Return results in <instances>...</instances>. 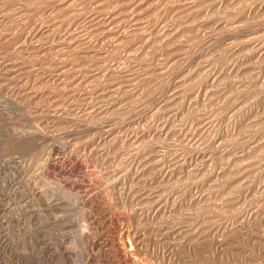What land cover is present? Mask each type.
Wrapping results in <instances>:
<instances>
[{"label":"rangeland","instance_id":"obj_1","mask_svg":"<svg viewBox=\"0 0 264 264\" xmlns=\"http://www.w3.org/2000/svg\"><path fill=\"white\" fill-rule=\"evenodd\" d=\"M0 21V57L12 52L13 69L23 66L14 82L8 61L0 67V207L11 196L26 221L25 199L2 191V173L17 171L26 190L46 192L41 224L54 243L81 249L80 234L139 229L157 263L185 264L184 254L194 264H264V40L249 42L264 34V0H0ZM107 121L118 128L111 136ZM175 243L184 245L173 255Z\"/></svg>","mask_w":264,"mask_h":264},{"label":"bare ground","instance_id":"obj_2","mask_svg":"<svg viewBox=\"0 0 264 264\" xmlns=\"http://www.w3.org/2000/svg\"><path fill=\"white\" fill-rule=\"evenodd\" d=\"M135 2V1H134ZM72 5V4H71ZM39 6V5H38ZM37 6V7H38ZM131 6V5H130ZM100 7V6H99ZM9 10V9H8ZM3 11V10H2ZM25 11V10H24ZM133 11V10H132ZM85 14V13H84ZM127 14H128V12H127ZM132 14H133V12H132ZM70 17V16H69ZM2 18V17H1ZM128 18H129V16H128ZM130 18H132V17H130ZM7 19V18H6ZM93 19H94V17H93ZM97 19V18H96ZM36 20V19H35ZM72 20V19H71ZM101 20V19H100ZM103 20V19H102ZM24 21V20H23ZM92 21V20H91ZM130 21H131V19H130ZM132 21H133V19H132ZM136 21V20H135ZM1 22V21H0ZM98 22V21H97ZM100 22V21H99ZM121 22H123V21H121ZM128 22H129V20H128ZM134 22V21H133ZM157 22V21H156ZM28 23V22H27ZM96 23V22H95ZM101 23V22H100ZM1 24V23H0ZM38 24V23H37ZM76 24V23H75ZM108 24V23H107ZM107 24H106V26H107ZM133 24V23H132ZM136 24V23H135ZM135 24L134 25H132V26H135ZM156 24V23H155ZM160 24V23H159ZM23 25V24H22ZM26 25V24H25ZM84 25V24H83ZM95 25V24H94ZM99 26H100V24H98ZM98 25H95V26H98ZM109 25V24H108ZM129 25H130V23H129ZM149 25V24H148ZM152 25V24H151ZM26 26H28V24L26 25ZM25 26V28H27ZM104 26V23L103 24H101V26L100 27H103ZM244 26V25H243ZM92 27H93V24H92ZM100 27H99V29H100ZM114 27H115V25H114ZM127 28V27H126ZM18 29H20V28H18ZM94 29V28H93ZM96 29V28H95ZM109 29H111V28H109ZM161 29V28H160ZM24 30V29H23ZM40 30V29H39ZM76 30V29H75ZM79 30V29H78ZM97 30V29H96ZM139 30V29H138ZM140 30H142V32L141 33H139V31ZM139 31H138V35H140V37L143 35V34H145L146 32H147V30H149V27H146L145 26V28H141ZM95 31V30H94ZM112 31V30H111ZM111 31H109V32H111ZM38 32V31H37ZM46 32V31H45ZM44 32V33H45ZM57 32H58V30H57ZM83 32L84 31H82V32H80V33H82L83 34ZM21 33V32H20ZM35 33V32H34ZM47 33V32H46ZM74 33V32H73ZM89 33H90V31H89ZM88 33V34H89ZM96 33V32H95ZM104 33V32H103ZM103 33H101V31H100V34H103ZM106 33V32H105ZM104 33V34H105ZM108 33V32H107ZM115 33V32H114ZM133 33V32H132ZM137 33V32H136ZM136 33H134V35L136 34ZM37 34H39V33H37ZM36 34V35H37ZM41 34V33H40ZM39 34V35H40ZM87 34V35H88ZM94 34V33H93ZM98 35V36H101V35ZM103 34V35H104ZM250 34V33H249ZM34 35V34H33ZM70 35V34H69ZM84 35H86V34H84ZM7 37H8V35H6ZM11 36V35H10ZM38 36V35H37ZM41 36V38L43 37V34L42 35H40ZM47 37H48V39L50 38L48 35H46ZM45 36V37H46ZM56 36V35H55ZM81 36V35H80ZM93 36V35H92ZM112 36V35H111ZM146 36V35H145ZM2 34H1V36H0V50L1 49H3L2 47L4 46H2V43H4V42H2ZM86 37V36H85ZM88 37V36H87ZM86 37V38H87ZM90 37V36H89ZM103 37V36H102ZM123 37V36H122ZM134 37V36H133ZM249 37V36H248ZM9 38V37H8ZM14 36L11 38H9V39H5V46H8L7 48L9 49V47L10 46H12L13 44H12V42H13V40H14ZM20 38V37H19ZM19 38L17 39V36H16V39L17 40H19ZM27 38V37H26ZM26 38H25V41H26ZM39 38V37H38ZM40 38V39H41ZM74 38V37H73ZM137 38V37H136ZM142 38V37H141ZM4 39V38H3ZM91 39V38H90ZM102 39V38H101ZM144 39H146V38H144ZM16 40V41H17ZM65 40V39H64ZM80 40V39H79ZM92 40V39H91ZM138 40V39H137ZM261 40H264V34H262V35H256V36H254V37H252L250 40H249V42L251 43V42H257V41H261ZM22 41V40H21ZM30 41V40H29ZM39 41V39L37 40V42ZM46 41H47V39H46ZM54 41V40H53ZM66 41H67V39H66ZM66 41H64V42H66ZM81 41H83L82 39H81ZM96 41V40H95ZM147 41H148V39H147ZM146 41V42H147ZM24 42V41H23ZM35 42V41H34ZM44 42V41H43ZM124 42V41H123ZM235 42V41H234ZM248 42V41H247ZM264 42V41H263ZM14 43H17V42H15L14 41ZM22 43V42H21ZM54 43V42H53ZM59 43V42H58ZM63 43V42H62ZM71 43V42H70ZM88 43V42H87ZM150 43V42H149ZM233 43V42H232ZM261 43V42H260ZM24 45L26 44V42H24L23 43ZM41 44V43H40ZM51 44V43H50ZM69 44V43H68ZM84 44V43H83ZM95 44H97V43H95ZM129 44H130V42H129ZM20 45H22V44H20ZM24 45H22V46H24ZM38 45V44H37ZM45 45V44H44ZM52 45V44H51ZM65 45H66V43H65ZM70 45V44H69ZM72 45V44H71ZM88 45V44H87ZM118 45V47H127V46H125L124 45V43H119V44H117ZM229 45V44H228ZM260 45V44H259ZM54 46V45H53ZM102 46V45H101ZM132 46V45H131ZM157 46V45H156ZM51 47V46H50ZM75 47V46H74ZM73 47V48H74ZM96 47V46H95ZM23 48V47H22ZM49 48V47H48ZM77 48V47H76ZM134 48V47H133ZM255 48V47H254ZM16 49V48H15ZM64 49V48H63ZM62 49V50H63ZM88 49V48H87ZM115 49H117V48H115ZM264 50V45L263 44H261V47H260V50ZM61 50V49H60ZM70 50V49H69ZM102 50V49H101ZM257 50V49H256ZM8 51V50H7ZM40 51V50H39ZM56 51V50H55ZM72 51V50H71ZM86 51V50H85ZM8 52H10V50L8 51ZM7 52V53H8ZM18 52V51H17ZM49 52V51H48ZM83 52H84V50H83ZM118 52V51H117ZM1 53V52H0ZM7 53H5V54H7ZM13 53H15V52H13ZM43 53V52H42ZM56 53V52H55ZM58 53V52H57ZM86 53V52H85ZM97 53V52H96ZM4 54V53H3ZM28 54V53H27ZM58 54H60V52L58 53ZM63 54V53H62ZM69 54V53H68ZM74 54V53H73ZM104 54V53H103ZM13 55L14 54H12V52H10L8 55H5V56H3L4 58L3 59H7V60H5V62H4V60H2V55H1V57H0V67H2V61H3V63H6L7 61H8V64H5V72L6 73H4V71H2L4 74H6L9 78H6V79H8V80H10L11 82H14L15 81V77H13L12 78V76L15 74V73H17V72H19L18 71V69L21 67H23V66H21V64L19 65V66H17V67H19V68H16L17 70H15V69H13V67L11 66V65H13V64H10L9 62H10V60L11 59H13L14 57H13ZM56 55V54H55ZM54 55V56H55ZM134 55V54H133ZM22 56V55H21ZM42 56H43V54H42ZM62 56V55H61ZM65 56V55H64ZM81 56V55H80ZM85 56V55H84ZM88 56V55H87ZM98 56V55H97ZM101 55H99V57H100ZM13 57V58H12ZM17 57L18 56H16L15 58H16V60H17ZM45 56H43L42 58H44ZM48 57V56H47ZM46 57V59H49V58H47ZM102 57V56H101ZM10 60H9V59ZM41 58V56L39 57V59ZM89 58H91V56L89 57ZM93 58H95V57H92V59ZM81 59V58H80ZM84 59V58H83ZM86 59V58H85ZM103 60L102 61H105L106 60V57H105V60H104V58H102ZM28 60V59H27ZM44 60V59H43ZM42 60V61H43ZM79 60V59H78ZM77 60V61H78ZM88 61H89V59H87ZM100 60V59H99ZM45 61V60H44ZM48 61H50V60H48ZM63 61H64V59H63ZM65 61H67V60H65ZM14 62H15V60H14ZM39 62H41L40 60L39 61H37V63H38V65H39ZM60 62V61H59ZM61 62H62V60H61ZM61 62H60V64H61ZM69 62V61H68ZM93 62H94V60H93ZM13 63V62H12ZM64 64L66 63V62H63ZM71 63V62H70ZM10 64V66H8ZM31 64V63H30ZM41 64V63H40ZM47 64H48V62H47ZM59 64V63H58ZM59 64V65H60ZM85 64V63H84ZM98 64V63H97ZM15 65V64H14ZM17 65V64H16ZM27 65V64H26ZM33 66H34V64H32ZM53 65V64H52ZM56 65V64H55ZM54 65V66H55ZM63 65V64H62ZM122 65V64H121ZM24 66H25V64H24ZM35 66H36V64H35ZM47 66V65H46ZM69 66V65H68ZM140 66V65H139ZM3 67H4V65H3ZM26 67V66H25ZM28 67H29V65H28ZM40 67H41V65H40ZM56 67H57V65H56ZM62 67H64V66H62ZM61 67V68H62ZM15 68V67H14ZM27 68V67H26ZM52 68V67H51ZM50 68V63H49V69H51ZM58 68V67H57ZM57 68H55V69H57ZM100 68V67H99ZM23 69V68H22ZM36 69V68H35ZM59 69V68H58ZM64 69V68H63ZM63 69H59V74H57L59 77L61 76V78L62 79H64L65 77H63L62 76V74L64 73H66V70L68 71V69H66L65 71H63ZM29 70H31L30 69V67H29ZM29 70H28V72H29ZM41 70V69H40ZM44 69H42V71H43ZM54 70V69H53ZM122 70V69H121ZM125 70V69H124ZM34 71V70H33ZM35 71H37V70H35ZM46 71V70H45ZM51 71V70H50ZM119 71V70H118ZM41 72V71H40ZM44 72V71H43ZM53 72H55V71H53ZM70 72V71H69ZM69 72L67 73V74H69ZM114 72V71H113ZM23 74H26L24 71L22 72ZM32 73V70L30 71V74ZM38 73H39V71H38ZM42 73V72H41ZM19 74V73H18ZM21 74V73H20ZM43 74V73H42ZM63 74V75H64ZM66 74V75H67ZM71 74V73H70ZM22 75V74H21ZM53 74H50V76H52ZM1 76V75H0ZM30 75H28V77H29ZM32 76V75H31ZM40 77H41V75H39ZM38 76V77H39ZM42 76H44V75H42ZM45 76H46V74H45ZM127 76V75H126ZM1 77H3V76H1ZM16 77H18V76H16ZM27 77V76H26ZM55 79H56V76H55V74H54V76H53ZM59 77H58V79H59ZM68 77V76H67ZM18 78H20V76L18 77ZM22 78H24L23 77V75H22ZM30 78V77H29ZM59 79V80H62V79ZM78 78V77H77ZM153 78V77H152ZM2 79V78H1ZM20 80V79H19ZM66 80V79H65ZM22 81V80H21ZM20 81V82H21ZM64 81V80H63ZM62 81V82H63ZM67 81H68V79H67ZM67 81H65L66 83L64 84V85H66L67 84ZM69 82V81H68ZM71 82V81H70ZM133 82V81H132ZM72 83V82H71ZM12 84V83H11ZM14 84H16V83H14ZM27 84V83H26ZM60 84V83H59ZM1 85H3V84H1ZM5 85V84H4ZM10 85V84H9ZM20 85V84H19ZM34 85V84H33ZM17 86V85H16ZM27 86V85H26ZM77 86V85H76ZM75 86V87H76ZM79 86V85H78ZM22 87V86H21ZM23 87H24V85H23ZM28 87V86H27ZM2 88V87H1ZM5 88V87H4ZM26 88V87H25ZM32 88V87H31ZM110 88V87H109ZM72 89V88H71ZM117 90L118 89H120V87H117L116 88ZM115 89V90H116ZM27 90H29V88H27ZM34 90V89H33ZM117 90H116V93H118L117 92ZM126 90V89H125ZM0 91H1V89H0ZM22 91H23V89H22ZM73 91V90H72ZM120 91V90H119ZM127 91V90H126ZM125 91V92H126ZM20 92V91H19ZM41 92V91H40ZM75 92V91H74ZM111 92H112V90H111ZM21 93V92H20ZM19 93V94H20ZM24 93V92H23ZM23 93L22 94H20L21 96H23ZM39 92H29V94L31 95V94H35V96L38 94ZM42 93V92H41ZM72 93V92H71ZM256 93V92H255ZM27 94V93H26ZM25 93H24V95H26ZM32 95V96H33ZM31 96V97H32ZM37 96H39V94L37 95ZM27 97V96H26ZM30 97V96H29ZM31 99V98H30ZM86 100V99H85ZM114 100V99H113ZM11 102V101H10ZM38 102V101H37ZM64 102V101H63ZM53 103V102H52ZM23 106V105H22ZM156 113V112H155ZM122 114V113H121ZM39 115V114H38ZM42 118V117H41ZM41 118H39V119H41ZM71 118V117H70ZM62 119H63V117H62ZM65 120H66V118H64ZM68 120H69V118H68ZM74 120H76V118L74 119V117H73V121H71V119H70V121L71 122H80V123H83V120H81V121H79V119H78V121L76 120V121H74ZM84 120H86V119H84ZM42 122V121H41ZM65 122V121H64ZM70 122V123H71ZM127 122V121H126ZM131 122V121H130ZM85 123V122H84ZM113 122H106V125H105V127L104 128H107L106 129V132L105 133H107L109 136H111V135H113L114 133H115V131H116V129H118V128H116L115 127V124H112ZM69 124V123H68ZM90 124V123H89ZM117 124V123H116ZM128 124V123H127ZM77 125H79V127H80V124H77ZM132 125V124H131ZM87 126V125H86ZM78 127V126H77ZM122 127V126H121ZM37 128H40V127H38L37 126ZM76 128V127H75ZM91 129V128H90ZM103 129V128H102ZM36 130H38V129H36ZM126 130V129H125ZM76 131V130H75ZM132 131V130H131ZM42 131H36L34 134H36L37 136H39V134L41 133ZM71 132V131H70ZM74 131L72 130V133H73ZM77 133H78V131H76ZM45 133V132H44ZM71 133V134H72ZM80 133V132H79ZM78 133V134H79ZM104 133V134H105ZM119 133V132H118ZM14 134V133H13ZM75 134V133H74ZM81 134V136H82V132L80 133ZM42 135V134H41ZM84 135V134H83ZM86 135V134H85ZM56 136V135H55ZM49 137V136H48ZM70 137H71V135H70ZM72 138V137H71ZM114 138V137H113ZM93 139V138H92ZM90 141H92V140H90ZM11 142V141H10ZM29 143L28 144H30V141H28ZM33 142V141H32ZM87 142H89V140L88 141H86L85 143H84V145L87 143ZM21 143V142H20ZM37 143V142H36ZM63 143V142H62ZM66 143V142H65ZM143 143V142H142ZM67 144V143H66ZM78 144H80V143H78ZM94 144V143H93ZM114 144V143H113ZM31 145V144H30ZM34 145V144H33ZM32 145V146H33ZM75 145V144H74ZM83 145V144H82ZM82 145L80 146V147H82ZM142 145V144H141ZM36 146V145H35ZM62 147H64L63 145H61ZM73 146V145H72ZM79 146V145H78ZM91 146V145H90ZM65 147H66V145H65ZM65 147H64V149H65ZM75 147H77V146H75ZM2 148V143H0V149ZM72 148V147H71ZM88 149V148H87ZM92 149V148H91ZM155 149V148H154ZM207 149V148H206ZM60 150H61V147L60 146H56L54 149H53V153H58L59 154V152H60ZM86 150V149H85ZM92 151V150H91ZM100 151V150H99ZM92 153V152H91ZM135 154V153H134ZM161 155V154H160ZM11 160V159H10ZM13 161H14V163H16L15 162V160L13 159ZM2 171L4 170H9V169H11L10 167V161H9V159L7 160V161H2ZM16 165V164H15ZM54 165V164H53ZM53 165H49L50 167H52V168H54V171H55V169H56V166H53ZM80 165V164H79ZM81 166V165H80ZM87 167V166H86ZM13 169H14V167H12ZM50 170V169H49ZM61 171H63V170H61ZM65 171V170H64ZM17 172V171H16ZM11 172L10 174H8V173H2V191L5 193V192H7L8 190H10L11 191V193L13 194L12 196H14V199L15 200H17V199H19V198H23V199H25L24 201H25V206H24V216L26 217L24 220H26V221H22V218H17L14 214H13V212H14V210L16 209L15 207H13V206H15V204H17L14 200H12V197L10 196V197H8V196H6V197H4L5 199H2V207H0V264H161V263H159V261H158V263H157V260H155V258H154V254H152L153 252H151L150 250H149V246H150V242H152L150 239H149V235L147 236L145 233H142L141 231L142 230H126V231H123L120 235H118L117 234V227L115 228L114 227V229H116L115 231H114V235H113V238L111 239V240H108V239H106L105 238V236L101 233V234H98L97 236H95L94 238H91V237H89V236H87V235H85V236H83L82 234H80V237H79V239H80V241H79V243L80 242H83L84 241V245H83V248H81V249H79V248H77V245H78V243H76V241H74V240H70V238L69 239H65V240H61V241H59V242H55L54 243V241H53V239H49V236H48V238H47V236H46V231L44 230V228H43V226H42V224H41V222H42V216L44 217V216H46L47 218H48V215L50 214V212H51V205H50V202H46V201H44V200H46V195H45V191L44 190H40V191H35L34 189H30L31 191H29V190H26V189H28L27 187L25 188L23 185H21V180H23V178H22V174H19L20 172ZM50 173V172H49ZM67 173V172H66ZM43 176L44 175H46V176H48V172H47V170L46 171H43ZM50 175V174H49ZM44 178V177H43ZM68 179V178H67ZM83 179V178H82ZM1 180V179H0ZM67 181V180H66ZM88 181V180H87ZM32 182V181H31ZM70 182V181H69ZM68 182V183H69ZM68 183H66V185L68 186V188H69V190H71V191H79V189L81 188V184L80 185H75V184H68ZM117 183V182H116ZM22 184H23V182H22ZM62 185V184H61ZM83 185V184H82ZM39 188V187H38ZM85 188V187H84ZM65 189H67V188H65ZM37 190V189H36ZM204 191V190H203ZM70 193V192H69ZM80 193V192H79ZM24 194V195H23ZM74 195V194H73ZM78 195V194H77ZM16 196V197H15ZM25 197V198H24ZM21 200V199H20ZM20 200H18V201H20ZM37 200H39V201H44L43 202V204L41 205V206H39V207H41V209L40 210H37L38 208H37V205L35 206V204H36V201ZM5 202V203H4ZM8 202V203H7ZM84 202V201H83ZM23 203V202H22ZM90 202H86V204H89ZM18 206V205H17ZM20 206V205H19ZM54 206V205H53ZM58 206V205H57ZM56 206V207H57ZM21 210H22V208H21ZM23 211V210H22ZM53 211V210H52ZM132 211V210H131ZM40 212H42V213H40ZM14 215V216H13ZM51 215V214H50ZM166 217V216H165ZM55 218V217H54ZM49 219H51V218H49ZM49 219H46V220H48V221H46V224H49ZM56 219V218H55ZM55 219H53L54 221H55ZM109 221L108 222H112L113 220H110V219H108ZM122 221V222H125V220L123 219V218H121V217H118V221ZM116 221V220H115ZM120 221V222H121ZM59 222V221H58ZM90 224V223H89ZM104 224V223H103ZM109 224V223H108ZM25 226V227H23V228H21V226ZM31 225L32 226H37L34 230H35V233H33V229H31L32 227H31ZM121 225H124L123 223H121ZM89 226V225H88ZM91 226L93 227V228H95V229H97L96 231H98L99 229H101L102 228V224L101 223H99L98 221H93V222H91ZM104 226V225H103ZM114 226V225H113ZM106 227V226H105ZM111 227V226H110ZM109 227V228H110ZM152 227V226H151ZM150 227V228H151ZM228 227V226H227ZM14 228H16L17 229V233L18 234H21V233H23V232H25V236L23 237V238H20V239H13V237L12 236H15V235H11V230H13ZM85 228V227H84ZM89 228H91V227H89ZM108 228V229H109ZM122 228H123V226H122ZM147 228V227H146ZM27 229V230H26ZM110 229H112V228H110ZM68 230V229H67ZM85 230V229H84ZM83 230V231H84ZM121 230V229H120ZM119 230V231H120ZM15 231V230H14ZM83 231L81 232V230H80V232L81 233H83ZM88 231H89V229H88ZM93 231V230H92ZM160 231H161V241H163L164 240V228L163 227H160ZM84 232H86V231H84ZM167 232V231H166ZM199 232V231H198ZM14 233H16V232H14ZM16 233V234H17ZM94 233V232H93ZM98 233V232H97ZM96 233V234H97ZM112 233V232H111ZM157 233H158V230H157ZM18 234L15 236V237H18ZM95 234V233H94ZM93 234V235H94ZM159 234V233H158ZM36 235H38L37 236V239H36ZM51 235V234H50ZM82 235V236H81ZM193 236V234H189L188 236H186V238H187V240H189L190 239V237H192ZM233 236V235H232ZM155 237V236H154ZM159 237V236H158ZM64 238V237H63ZM75 238V237H74ZM33 239H35L34 241V244H32V243H30V241L31 240H33ZM28 240H30V241H28ZM186 240V239H185ZM156 242V241H155ZM185 242V241H184ZM220 242V241H219ZM218 242V243H219ZM230 242V241H229ZM153 243V242H152ZM181 243V242H180ZM200 243V242H199ZM80 244H82V243H80ZM183 244V243H182ZM201 244V243H200ZM174 245V244H173ZM173 245H170L169 247H170V251L172 252L171 254H176V252L178 251H180L182 248V246L184 245H182L181 246V244L179 245L178 243L176 244L175 243V245L173 246ZM220 245H223V243H220ZM171 246H173V247H171ZM154 247H156V246H154ZM181 248V249H180ZM199 249H200V246H199ZM164 250V249H163ZM185 250V249H184ZM201 251H199L198 252V254H202V249H200ZM159 251V250H158ZM165 251V250H164ZM157 253V252H156ZM164 253V252H163ZM83 254H85V255H83ZM173 254V255H174ZM183 254V253H182ZM82 255L83 256H85L82 260H80L81 262H79L78 263V261H77V257H82ZM156 255V254H155ZM169 255H170V253H169ZM172 255V256H173ZM162 256V255H161ZM177 256V255H176ZM167 257V256H166ZM171 257V256H170ZM181 257V256H180ZM183 258V261L185 262V264H194V262L192 261V260H190L188 257H185L184 256V254H183V256H182ZM158 258V257H157ZM163 258H165V257H163ZM163 258H162V260H163ZM159 260V259H158ZM172 260H173V258H172ZM171 260V262H173ZM180 261V260H179ZM163 262H165V261H163ZM178 263V262H177ZM171 264H175V260H174V263H171Z\"/></svg>","mask_w":264,"mask_h":264}]
</instances>
